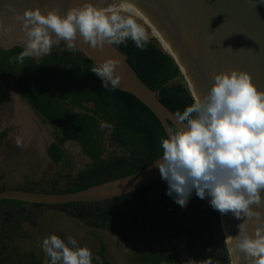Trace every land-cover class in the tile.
Instances as JSON below:
<instances>
[{"label": "trees", "instance_id": "1", "mask_svg": "<svg viewBox=\"0 0 264 264\" xmlns=\"http://www.w3.org/2000/svg\"><path fill=\"white\" fill-rule=\"evenodd\" d=\"M116 46L174 113H182L194 102L188 83L181 80L179 65L159 42L149 39L144 50L137 48L131 39ZM21 50L16 47L0 51L6 62L0 65V75L13 79L32 108L52 124L55 142L48 148L49 156L55 163L63 162L66 158L63 144L73 140L91 159L66 186H60V180L45 185L43 180L31 181L22 188L46 192L82 190L134 173L162 156L161 140L167 133L159 118L132 94L118 88H104L101 78L91 71L95 64L82 52H70L61 43L53 46L39 64L35 58H25L22 64L15 59ZM102 121L112 125V129L102 130L99 126ZM107 140L112 149L106 147ZM163 185V191L151 197L152 191L160 189L158 180L103 202L42 205L2 199L0 264L42 263L43 254L36 256L20 252V247L11 248L15 240L29 236L26 230L20 229L25 222L35 223V210L42 208L57 209L93 227L116 228L117 233L141 231L159 235L161 242L184 239L187 247L202 254L207 263L210 258L212 264H231L220 213L210 205V197L200 199L193 190L187 206L181 207L174 196L167 195L165 180ZM3 190L0 187V192ZM105 250L102 243V254ZM133 257L137 264H172L179 260L177 249L168 246L158 250L136 249ZM105 264L111 263L105 261Z\"/></svg>", "mask_w": 264, "mask_h": 264}, {"label": "clouds", "instance_id": "2", "mask_svg": "<svg viewBox=\"0 0 264 264\" xmlns=\"http://www.w3.org/2000/svg\"><path fill=\"white\" fill-rule=\"evenodd\" d=\"M6 11L23 33L22 50L15 58L22 64L25 58H35L39 64L61 41L70 52L77 51L78 39L94 49L131 39L144 50L149 41L145 28L132 15L90 3L63 14L40 7L20 12L11 3ZM10 30L11 25L6 27L0 20V32ZM120 64L119 59L107 58L91 71L101 78L104 88L114 90L121 85ZM175 119L177 127L162 138V156L153 164L168 184L167 195L174 196L181 207L187 206L193 190L200 199L210 197L213 209L242 221L237 225L234 249L248 264H264V225L258 224L264 216L260 210L264 205V90L257 88L247 70L219 71L207 94L194 96V102L182 113L177 111ZM99 126L112 129L103 121ZM15 140L17 147L25 146L21 136ZM254 218L258 226L250 231ZM41 247L46 264H93L91 250L72 236L65 240L51 234ZM208 264H212L210 258Z\"/></svg>", "mask_w": 264, "mask_h": 264}, {"label": "water", "instance_id": "3", "mask_svg": "<svg viewBox=\"0 0 264 264\" xmlns=\"http://www.w3.org/2000/svg\"><path fill=\"white\" fill-rule=\"evenodd\" d=\"M118 1L131 5L136 4L142 12L149 16L154 28L163 34L180 60L172 53L166 52L179 65L184 77L190 79L198 96L207 94L214 83V75L217 72L231 71L233 68L249 71L257 88L264 90V0ZM9 3L20 12L27 7H40L44 11L56 10L63 14L70 8L82 6L85 3L104 9L117 2L113 0H0V5L4 6L0 9L4 12L0 20L6 27L11 25L10 31L0 32V47L3 50L14 47L22 48L23 33L20 25L12 19V14L6 11V5ZM137 22L139 23L138 19ZM61 43L65 44L63 41ZM76 44L77 50L88 57L95 66L107 58L119 59L121 64L118 66V73L121 75V85L118 89L132 94L143 102L159 118L166 133L174 126L177 127L176 113L159 99L157 91L151 89L140 78L128 62L127 56L116 45L106 43L103 49H94L83 44L79 39ZM16 90L22 101L28 104L27 106L39 119L43 120L20 91L17 88ZM190 91L194 97L191 88ZM48 124L52 128V124L50 122ZM54 142L55 139L52 140V143ZM67 143H75L80 150L82 149L76 141L69 140ZM154 161L134 173L113 178L86 189L73 192H46L24 188L5 189L0 192V200L14 199L42 205L103 202L132 193L158 180L160 189L152 191L151 197L152 194L160 193L164 189L159 169L153 166ZM261 195L264 197V192ZM260 210L264 212V205L260 207ZM220 219L221 224L223 220L225 222L222 228L224 235H228L227 238H229V240L225 238V241L231 264H248L244 255L234 249L235 238L239 232L237 225L242 221L235 219L231 213L226 215L220 213ZM258 224L264 225V216L260 218ZM258 224L254 218V221L249 224L250 231ZM42 252L41 264H46L47 256L43 249ZM93 258H97L99 264H104L103 256L93 254Z\"/></svg>", "mask_w": 264, "mask_h": 264}, {"label": "crops", "instance_id": "4", "mask_svg": "<svg viewBox=\"0 0 264 264\" xmlns=\"http://www.w3.org/2000/svg\"><path fill=\"white\" fill-rule=\"evenodd\" d=\"M0 94V131L5 127H13L11 134L0 141V174H5L4 179L8 181L21 183L39 179L31 176V173L53 174L55 162L48 153L54 139L53 128L34 114L28 104L22 101L16 88L4 84L0 86ZM17 136L23 138L24 147H17Z\"/></svg>", "mask_w": 264, "mask_h": 264}, {"label": "rangeland", "instance_id": "5", "mask_svg": "<svg viewBox=\"0 0 264 264\" xmlns=\"http://www.w3.org/2000/svg\"><path fill=\"white\" fill-rule=\"evenodd\" d=\"M153 39V38H150ZM186 78L183 77L181 80L185 81ZM5 82L1 81L0 79V86L4 85ZM1 96V94H0ZM0 122H2V119H0ZM67 151L66 158L61 163H55L53 165V174L46 176V174H42L40 172L38 173H31V176L38 177L39 179H43L45 182H49L50 180H60V186H66L68 181L76 175V171L78 170L80 164L85 162V158L82 156L81 150L79 149L78 145L73 143H67V147L65 148ZM18 155L19 152L16 150ZM21 153H23L22 150H19ZM19 158V157H18ZM20 159V158H19ZM5 175V174H3ZM6 187L5 189H16L21 188L22 183L17 181H8L7 179L3 180ZM35 223L32 222H25L24 227L27 229V231H31L32 233L38 235V241L39 246L41 244V239L45 237L43 232L46 231V229L43 228L44 225L48 227H55L60 224L64 229H67V231L71 232V235L73 238H75L78 241V244L80 246H83V242L86 244L88 241H91V245L88 246V248L91 250H97L100 247V242L103 240L106 243L109 242V238L112 239V237L103 231H97L92 228H90L88 225H86L84 222H79L78 220L74 219L73 217L65 214L64 212H61L54 208H42V209H36L35 210ZM52 229V228H50ZM69 232V233H70ZM41 235V236H40ZM137 242L140 243L143 241V236H140V234H137ZM151 239L155 243H164L165 245L177 249L178 255H179V262L178 264H208L205 260L204 262H195V254L192 249L188 248L185 244L184 240H164L161 242V239L158 236L152 235ZM115 240V239H114ZM31 242L29 240L26 241V244ZM19 243V242H18ZM20 243H25L24 240ZM32 244V243H31ZM89 244V243H88Z\"/></svg>", "mask_w": 264, "mask_h": 264}, {"label": "flooded vegetation", "instance_id": "6", "mask_svg": "<svg viewBox=\"0 0 264 264\" xmlns=\"http://www.w3.org/2000/svg\"><path fill=\"white\" fill-rule=\"evenodd\" d=\"M14 48H16V47H14ZM14 48H12V49H14ZM12 49H9V50H12ZM0 51L3 52V51H8V50H3L0 47ZM5 63L6 62L4 61L2 55H0V65H4ZM0 79H1V81L5 82L6 86H10L12 89L16 88L15 81L13 79L5 77V76H2V75H0ZM52 128H53V126H52ZM12 130H13V127L11 126V127H5L2 131H0V141L6 139L11 134ZM52 136L55 139V129L54 128H53ZM66 142H64L63 147L65 146ZM73 144H75V143H73ZM106 147L108 149H112V147H113L111 142L108 141V140L106 141ZM81 153H82V156L85 158V162L80 164V166H79L78 170L76 171V173L79 170H81L82 168H84L85 165L88 162L91 161V159L88 156L83 154L82 149H81ZM4 178H5V175L0 174V187H6L5 186L6 183L4 184V182H3ZM31 181H43V179L40 178V179H37V180L25 181V182L22 183L21 188L25 187ZM51 181H53V180H50L49 182H45L44 181L45 185L50 183ZM74 219H76V218H74ZM79 222H84L90 228H92L94 230H97V231L106 232L107 234H109L112 237V239L109 238V242H107V243L102 240L100 242V247L97 250H93L92 251L93 254L101 255V256L104 257V259H105L104 260V264H105V261H109L111 264H137L135 262V260H134V257H133L134 251L136 249L145 250L146 248L151 247V248H154V249L158 250V249H160L162 247L167 246L164 243L162 244L160 242L159 243L153 242V240L151 239L152 234H145V233H142L141 231H126V232H124L122 234V233H117L116 228L111 230L110 227H102V226L101 227H93V226H90L85 221H81L80 220ZM43 228L46 229V231L43 232L45 237L49 236L51 234H57V235L61 236L63 239L66 240L67 237L71 235V232L67 231V229H64L62 227V225H61V229H60V224L58 226H55V227H50L52 229H50V228L48 229V227H46V225H44ZM20 230H26L27 231V229L24 227V224H23V226H22V228ZM27 232H28L29 236L25 237V238H22V239L15 240L14 243L11 245V248H13L15 246L18 247V248L20 247V250H21L20 252L34 253L36 256H40L41 254H43L42 248H41V244H42V241H43V239L45 237L41 239V244L39 246V242H37L39 240L38 239V235L32 233L31 231H27ZM137 234H140V236L144 237L143 241H141L140 243L137 242V240H138ZM153 235H155V234H153ZM155 236H158L161 239V237L159 235H155ZM23 240H24L25 243H20ZM27 240L31 241V242L28 243L29 245L26 244ZM184 242L186 244L185 240H184ZM88 243L85 244L83 242L82 245L88 247L89 245H91L90 243H92V242L88 241ZM102 243L106 246V250H105V252L103 254L101 252ZM192 250H193V252L195 254V258H194L195 262H200V263L204 262L203 255L202 254L198 255L197 251L194 248H192ZM96 260H98V259L97 258H93V264H96ZM179 260H175V262L172 263V264H178ZM98 264H99V262H98ZM162 264H169V263L165 262V263H162Z\"/></svg>", "mask_w": 264, "mask_h": 264}, {"label": "bare ground", "instance_id": "7", "mask_svg": "<svg viewBox=\"0 0 264 264\" xmlns=\"http://www.w3.org/2000/svg\"><path fill=\"white\" fill-rule=\"evenodd\" d=\"M113 2H117V3L112 4L108 8H104V10H114V11L120 13L121 15H125V16L132 15L133 17L138 19L139 23L145 28L149 38H153V39L157 40L159 42V44L161 45L163 50L172 53L173 55H175L177 57V59H179L176 52L173 50L171 45L167 42V40L163 36V34L154 28L153 24L151 23L149 16L145 12H142L141 9L138 7V5H136V4L131 5V4H128V3H125L122 1H118V0H113ZM186 81H187L189 87L191 88L192 92L194 93V95L198 96L194 85L191 84V82H190V79L187 78ZM222 224H223V226H225L224 220H223ZM227 237H228V235L225 236V238L229 240V238H227Z\"/></svg>", "mask_w": 264, "mask_h": 264}]
</instances>
